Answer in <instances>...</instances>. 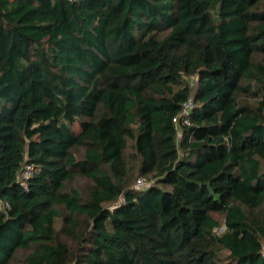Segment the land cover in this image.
<instances>
[{"label": "trees", "instance_id": "trees-1", "mask_svg": "<svg viewBox=\"0 0 264 264\" xmlns=\"http://www.w3.org/2000/svg\"><path fill=\"white\" fill-rule=\"evenodd\" d=\"M0 199V264H264V0H0Z\"/></svg>", "mask_w": 264, "mask_h": 264}, {"label": "built area", "instance_id": "built-area-1", "mask_svg": "<svg viewBox=\"0 0 264 264\" xmlns=\"http://www.w3.org/2000/svg\"><path fill=\"white\" fill-rule=\"evenodd\" d=\"M70 2L76 1V0H68ZM193 106L192 96L190 95L188 99L182 103L181 108L179 109L178 113L172 117V123L178 128V124H187L188 123V113L190 112L191 108ZM33 167L30 164H24L22 168L20 169L17 180L18 185L22 188L26 189L25 186V179L31 176L33 173ZM144 178L138 177L135 179L134 185L136 187H140L144 184ZM9 205L8 202L5 200L0 199V211L4 212L8 209ZM219 228V231L223 230V226L217 227Z\"/></svg>", "mask_w": 264, "mask_h": 264}, {"label": "rangeland", "instance_id": "rangeland-1", "mask_svg": "<svg viewBox=\"0 0 264 264\" xmlns=\"http://www.w3.org/2000/svg\"><path fill=\"white\" fill-rule=\"evenodd\" d=\"M192 84H194V81H192ZM75 127V126H74ZM136 178V177H135ZM135 178H134V181H133V183H132V186L134 185V182H135ZM144 180H145V182H147V178L146 177H144ZM149 182H150V180H149ZM61 226H62V222H61V220L59 219V218H55L54 219V228L56 229V230H60L61 229ZM216 233H219L220 231H219V228H215V230H214ZM261 254L264 256V242L262 243V245H261Z\"/></svg>", "mask_w": 264, "mask_h": 264}]
</instances>
